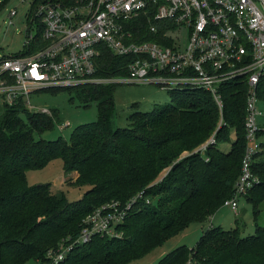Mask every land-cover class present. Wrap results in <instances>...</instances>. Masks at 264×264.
Segmentation results:
<instances>
[{"label":"trees","instance_id":"16d2710c","mask_svg":"<svg viewBox=\"0 0 264 264\" xmlns=\"http://www.w3.org/2000/svg\"><path fill=\"white\" fill-rule=\"evenodd\" d=\"M30 10L28 29L33 23ZM129 22L136 39L163 41L160 34L155 38L147 33L146 18ZM41 29L38 22L36 37ZM29 51L24 45L17 54ZM127 62L128 57L103 46L95 74L126 75ZM115 85L60 88L74 91L70 99L76 96L84 105L94 101L97 110L96 119L76 127L67 140L40 135L54 127L56 109L50 113L30 109L22 96L11 104L0 101V264L29 259L48 263V252L61 246L69 249L58 264H127L190 223H203L232 196L246 144L244 79L219 85L221 114L209 91L172 89L167 90L169 102L147 111L133 110L125 126L113 124ZM257 95L264 106V74ZM259 125L260 150L251 164L257 181L242 195L252 206L254 232L242 235L237 218L231 228L211 224L192 247L179 244L154 264H186L188 259L199 264H264V225L257 222L264 202V117ZM213 133L215 143L202 147ZM223 143H229L227 150L220 147ZM56 157L64 172H76L74 185L87 186L77 201L67 200L47 183H27L26 170L41 168ZM113 200L131 202L116 223L120 234L92 233L80 241L83 218Z\"/></svg>","mask_w":264,"mask_h":264},{"label":"built area","instance_id":"2783aa9c","mask_svg":"<svg viewBox=\"0 0 264 264\" xmlns=\"http://www.w3.org/2000/svg\"><path fill=\"white\" fill-rule=\"evenodd\" d=\"M30 15L34 28L42 24L38 37L27 31L23 45L30 51L0 57V101L8 104L22 96L34 109L26 99L34 91L133 82L166 90L203 88L221 114L219 85L244 79L246 144L234 192L223 201L236 210L239 197L257 181L251 164L260 150L257 132L264 117L257 95L264 74V0H36ZM138 16L146 18L147 33L160 34L162 42L136 39L129 21ZM182 33L185 41L178 43ZM103 46L128 57L126 75L95 74ZM36 110L50 113L45 107ZM214 143L213 133L202 147ZM130 204L113 200L94 208L83 218L79 240L92 233L119 235L116 223ZM68 249L48 252L49 262L43 264H58ZM186 264L199 263L188 259Z\"/></svg>","mask_w":264,"mask_h":264},{"label":"rangeland","instance_id":"374dc122","mask_svg":"<svg viewBox=\"0 0 264 264\" xmlns=\"http://www.w3.org/2000/svg\"><path fill=\"white\" fill-rule=\"evenodd\" d=\"M31 5L32 0H0V57L21 52L24 48L23 44L27 31L36 33L35 24L28 29L27 14ZM12 9H15L16 13L10 15L9 12ZM184 38V33H182L178 43L184 42ZM71 95H74V91L71 89L59 88L55 91H34L29 94L28 98L26 97L34 110L42 107L56 109V123L51 130L42 132L40 134L42 137L55 138L61 135L67 140L76 127L96 119L97 110L94 101L84 105L76 96L70 99ZM113 97V124L115 126H125L126 116L135 109L147 111L151 110L155 104L166 103L171 100L168 91L164 88L155 84L133 82H116ZM134 103H136L135 106ZM66 122L68 125L59 127L60 124ZM80 128L83 129L84 126ZM220 147L227 150L229 143L220 144ZM72 172H64L61 158L56 157L41 168L26 170L25 175L28 184L47 183L53 191H62L67 200L77 201L87 186L74 185L73 180L76 177V172L75 174ZM163 172L164 170L161 174ZM251 209L250 203L241 196L236 210L221 205L203 223H190L182 232L170 237L162 245L155 247L141 258L132 260L127 264H154L160 256L179 244L192 247L202 231L211 224L231 228L236 225L235 219L237 218L241 227V234H251L254 232ZM257 222L259 225H264V202ZM23 264L38 263L29 259Z\"/></svg>","mask_w":264,"mask_h":264},{"label":"crops","instance_id":"0c3cea01","mask_svg":"<svg viewBox=\"0 0 264 264\" xmlns=\"http://www.w3.org/2000/svg\"><path fill=\"white\" fill-rule=\"evenodd\" d=\"M71 173V172H70ZM73 174H75V171L72 172Z\"/></svg>","mask_w":264,"mask_h":264}]
</instances>
